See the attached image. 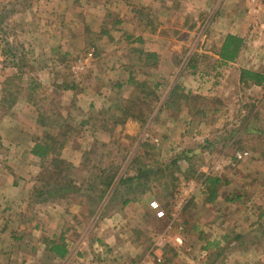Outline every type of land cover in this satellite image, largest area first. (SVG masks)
<instances>
[{"label":"rangeland","instance_id":"1","mask_svg":"<svg viewBox=\"0 0 264 264\" xmlns=\"http://www.w3.org/2000/svg\"><path fill=\"white\" fill-rule=\"evenodd\" d=\"M121 19L131 24L115 23ZM263 24L264 0H0V117L9 110L1 97L5 87L16 93V100L32 101L34 115L43 114L46 130L39 137L49 133L64 145L82 148L74 161L60 152L73 166L65 172L71 180L67 190L76 201L92 202L85 204L87 214L93 210L89 227H126L127 238L143 246L129 264L142 263L151 248L162 254L160 264H264V225L258 223L264 216V166L250 155L264 151V140L240 134L244 128L264 131V89L237 81L245 60L233 65L235 60L223 62L216 55L227 34L240 33L251 39L261 35L263 41L256 44L264 55ZM131 29L136 34L145 30L160 50L136 75L158 86L145 101L149 108L141 105L144 123L114 124L109 118L121 117L116 105L131 92L125 79L108 77L117 70L112 59L136 62L139 54L131 49L141 43L115 48L113 39ZM256 69L263 71L264 62ZM89 75L95 83H109L100 94L105 91L108 102L101 109L87 104L86 93L98 94L96 88L87 91ZM175 87L178 92L171 95ZM169 100L174 104L164 107ZM93 125L97 138L84 136L94 132ZM243 150L247 157L232 159ZM214 161L222 166L214 168ZM146 169L147 180L142 176L118 184L121 177ZM210 176L220 177L213 202L206 201ZM40 178L52 181L48 173L41 172ZM65 179L57 182L58 193L65 192ZM145 182L149 189L130 200H139L138 210L127 209L128 220L121 223L114 212L133 196L129 185L140 190ZM94 235L80 240L88 242Z\"/></svg>","mask_w":264,"mask_h":264},{"label":"crops","instance_id":"2","mask_svg":"<svg viewBox=\"0 0 264 264\" xmlns=\"http://www.w3.org/2000/svg\"><path fill=\"white\" fill-rule=\"evenodd\" d=\"M118 23L121 25L131 24L122 19ZM133 25H135V21ZM129 32L122 31V35L114 37L115 48L117 44H123V42L127 46H140L141 43V47L131 50L137 49L138 54L140 50H143L159 55V48L157 49L151 43V38L146 36L145 30L138 34L134 33L132 29ZM157 34L158 31L154 35L153 41L159 36ZM239 35L243 38L244 44L235 59L237 63H233V65L239 64V62L243 63L245 60V65H242L241 69L262 71L256 67L259 68L264 62L262 50L257 45L261 43L260 40L263 37L257 34L251 39V37H246L245 33ZM112 36L110 38H113ZM257 38L259 40L256 42ZM132 40L136 42L132 43ZM251 44L254 45L253 49ZM116 52L119 54L117 50ZM138 56L139 59L136 57L137 61L132 63L124 60L123 57H114L112 61L115 62L117 70L115 73H110L108 77L119 76L121 79H125L123 80L125 83L130 75L138 80L136 75L140 73L138 74L137 69L150 66L140 55ZM159 59L163 60L161 56ZM239 73L240 69L237 73V81L240 83ZM87 78V91L96 88L98 93L96 97L86 93L90 96L87 102L88 106L98 109L107 106L105 91L102 96L100 95L104 85L106 83L109 85L107 80L95 83L90 75ZM148 83L151 85L150 82ZM127 85L130 89L129 92H132L133 87L130 84ZM247 87L249 89L251 87L264 89V86H254L250 83L247 84ZM34 105L29 99H17L6 115L0 117V264H129L134 252L143 246L139 242L127 238L126 227L120 231L113 230V227L107 223L102 227L95 228L93 225L89 227L92 224L90 215L93 210L91 209L90 214H87L85 204L92 202L85 198L84 200L78 198L76 201L75 198H72L69 190L48 199L39 198L35 194L36 189L42 187L40 175L45 164L32 152V148L41 139L38 135L39 131L46 129L45 124L41 125L38 122L37 114L40 113L36 112L34 115L36 109ZM176 118L170 119L169 117L173 123L178 121ZM62 119L63 122H67L65 117ZM82 123L91 127L86 121H82ZM133 123L135 124V120L127 118L123 125H132ZM204 123L206 122H201V124ZM92 129L94 132L87 130L84 136L93 133L92 138H97L96 125H93ZM255 132L257 131L244 128L240 134L249 135V133L255 134ZM258 132L261 139L264 140V131ZM81 141L83 142L84 138ZM81 149L75 145L72 146V142H68L63 146L61 157L74 161L75 157H81ZM250 155L257 156L264 166V151L260 152L259 156L256 152H250ZM138 203L137 199L129 201L126 206L121 204V208L114 212L119 217L118 220L123 224L127 222V209L128 212H132L133 208L137 211ZM139 213L136 212L135 217ZM132 215L129 216L133 217ZM140 215L143 218L144 215L141 213ZM89 232L95 234V239L88 240V242L86 238L80 240L81 235L86 236ZM60 250L65 251L63 255L59 254Z\"/></svg>","mask_w":264,"mask_h":264},{"label":"trees","instance_id":"3","mask_svg":"<svg viewBox=\"0 0 264 264\" xmlns=\"http://www.w3.org/2000/svg\"><path fill=\"white\" fill-rule=\"evenodd\" d=\"M115 23H118V21H115ZM102 32V31H101ZM104 33V31H103ZM243 45V38L235 35V34H227L222 42L221 45L218 49L217 55L220 58L221 61L223 62H231L234 61ZM140 57H142L146 62H148L149 65H151L157 58L156 54L153 52H148V51H139ZM239 81L243 84H252V85H262L264 86V70L263 71H255L251 69H240L239 73ZM128 84H130L133 87V90L130 94V96L126 99H121V102L117 103L115 112H119L121 117H118L115 114H112L109 119H112L114 124L117 123H123L125 119L127 118H132L135 121H140L141 123H144L147 118V114L142 112V104H145L148 108L149 105L148 103H145L146 99L150 95H156L154 89L158 86L157 83H154L152 86L148 83L146 80H141L138 81L131 75L127 78L126 81ZM178 87H175L171 91V95H175L178 91ZM16 93L9 92L6 90V88H3V96H2V101L6 102L7 108H10L16 101L17 95ZM191 93H187V95H190ZM143 95V96H141ZM183 96V95H182ZM154 101V100H153ZM152 103V102H150ZM171 104H174L173 101L169 100L168 102H165L164 107L170 106ZM42 113L39 114L38 117V122L41 125L45 124V118ZM254 131V130H253ZM258 132V130H255ZM257 132L255 134L259 135ZM252 133V131H251ZM62 134V133H59ZM64 135V134H63ZM62 135V136H63ZM65 136V135H64ZM60 135H58V138ZM243 137H246L243 136ZM64 142L59 141L56 137L49 133H44L43 136L39 141H37L33 148L32 152L41 158L42 160H48V164H46L43 167V173H48L49 177L52 178V181L50 179H43L41 178L42 181V187L36 189L35 194L39 198H43V196L46 195H52L57 196L58 192H61L60 188L58 187L57 182L61 181V178L65 179L67 176H65V172H68L73 169V166L62 159L60 157V152L61 149L63 148ZM175 164V162L173 161ZM190 169L192 168L191 165L189 166ZM188 168V170H190ZM187 170V171H188ZM150 173V170L146 169L144 171L137 170L136 176H132L130 178L122 179V177L119 179L118 184H122L125 181H132V179L135 178L139 179L140 177H144L147 180V175ZM58 178V179H57ZM60 179V180H59ZM130 181V182H131ZM64 183H66V186L62 187L65 188V191L69 189L67 186L70 185L71 180L65 179L63 180ZM220 182V177L217 176H210L207 177L206 179V192H207V202H213L215 198L217 197V188H218V183ZM141 189L137 190V186L132 187L129 185V187L133 188V196L129 199H125L123 201V205L129 202L131 199H134L135 194H143L146 190H148V186L145 183H140ZM47 189V190H45ZM231 200V199H230ZM259 215V221L258 223H261V225H264V216ZM217 244V242L213 243ZM208 245H211V243H206V247ZM61 249V248H60ZM64 250H60L59 254L63 255ZM221 253V251H220ZM216 256V255H215ZM212 264V261L211 263Z\"/></svg>","mask_w":264,"mask_h":264},{"label":"built area","instance_id":"4","mask_svg":"<svg viewBox=\"0 0 264 264\" xmlns=\"http://www.w3.org/2000/svg\"><path fill=\"white\" fill-rule=\"evenodd\" d=\"M89 56L92 55V51L88 53ZM249 155V152L246 150L243 151H236L234 153V155L232 156V159L237 161V160H241L245 157H247ZM230 162V161H228ZM214 168L219 169L222 165L219 161H214L213 162ZM174 241L177 244H181L182 243V239L180 236H175L174 237ZM157 248H151V250L146 254L145 259L142 261V263L140 264H160L163 261V257L162 254L158 253Z\"/></svg>","mask_w":264,"mask_h":264}]
</instances>
